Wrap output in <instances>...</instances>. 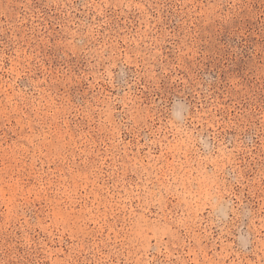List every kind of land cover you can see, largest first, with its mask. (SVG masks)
<instances>
[{
	"label": "rangeland",
	"instance_id": "rangeland-1",
	"mask_svg": "<svg viewBox=\"0 0 264 264\" xmlns=\"http://www.w3.org/2000/svg\"><path fill=\"white\" fill-rule=\"evenodd\" d=\"M0 264H264V0H0Z\"/></svg>",
	"mask_w": 264,
	"mask_h": 264
}]
</instances>
